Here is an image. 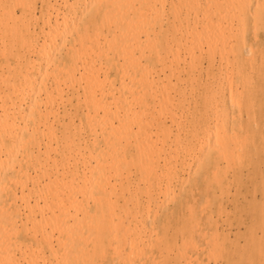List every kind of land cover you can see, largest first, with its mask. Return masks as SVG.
<instances>
[{
    "label": "bare ground",
    "instance_id": "1",
    "mask_svg": "<svg viewBox=\"0 0 264 264\" xmlns=\"http://www.w3.org/2000/svg\"><path fill=\"white\" fill-rule=\"evenodd\" d=\"M33 1L0 0V264L188 261L219 161L264 164V0Z\"/></svg>",
    "mask_w": 264,
    "mask_h": 264
},
{
    "label": "rangeland",
    "instance_id": "2",
    "mask_svg": "<svg viewBox=\"0 0 264 264\" xmlns=\"http://www.w3.org/2000/svg\"><path fill=\"white\" fill-rule=\"evenodd\" d=\"M35 1H33V2H34V4H37V5H35L36 10L35 9H33V10H34L35 15H37V17H38V23L40 26L42 23L41 22L42 21L41 20V14H40V10H41L42 6L40 8V3H41L40 0H37L36 3H35ZM56 1H57L56 2L57 5H59L60 3H62V4L64 3V5H66V3L68 1L70 2L71 0H68L66 3L63 0H56ZM58 1H59V3H58ZM62 4L59 5L60 9H65L67 5L64 7V5H62ZM15 9H16V13L18 14L19 13V6H16ZM38 23L35 24L34 27H33V24H31L30 28L33 29L36 27L35 30L39 31ZM38 31H37L38 34L36 35L38 38L37 40L41 41L42 40L41 38H43L42 31H39V32ZM39 33H41V34H39ZM25 53L31 57H33L35 54L34 52L32 53V50H26ZM69 106L70 105L67 104V107H69ZM74 119H75V121L77 120L76 115L74 116ZM258 161H259V163L258 162L256 163V169H252L250 167H247L246 164L245 165L242 164L240 166V168H238V179H236L233 175V168H232V170L231 169L228 170L229 165L225 162V160L222 161V159H221L219 161L220 166L222 168L226 169L227 175L225 173V175H226L225 180H226V182L228 181V183L226 185V188L223 191L220 190L221 192H223V195L221 194L219 189H216V195L218 197H216V195H215V198H216L215 201H212L211 203L208 204V208H207L208 211H206V213L211 212L212 217H216V218L218 217V218L217 219L213 218L214 219L213 220L211 217V220H213L212 224H211V222H210L211 220L207 221V218L204 217L205 212L200 213L202 215L199 216V218L201 217V219L200 220L198 219L199 222L197 223V225L202 224V226L200 225L201 226V228H200V226L198 225L196 230L201 229V231H200L201 234L198 235L195 231V233H193V235H192V238L195 237L194 240L197 244L194 243V240H193L194 245L191 246L192 245L191 244L188 246V243L190 244L188 238H187L188 241H186V242H188L186 244L188 246V247L186 246L187 251L191 255L190 256L191 258L190 259L188 258L189 259L188 261H191V262L186 261L187 262L186 263L183 259H181V264H185V263L186 264H190V263L195 264V259H194L195 254L199 258H203L201 261V262H203L202 264H206L204 261H207V258L208 259L211 258L209 261H207V263H209V264H215V263L219 264V262H220V264H264V258H262L264 256L263 255L264 254V201H263V197H262V191L258 187V184L261 180V177L264 174V164L262 161H260V160H258ZM225 163H226V165H225ZM243 173H244V175H243ZM229 184L231 187L229 186ZM247 184L249 187L247 186ZM227 190H229V193L227 192ZM227 193L229 195H227ZM221 195L223 198H221ZM255 197L257 198V200ZM247 199H249V200H247ZM227 201H228V203H227ZM261 202L263 203V207H262ZM225 203H227V204L225 205ZM247 204H248V206H247ZM220 205H221V207H220ZM229 208H230V210H229ZM220 209L222 211H220ZM225 210H226V212H225ZM260 210H262V212ZM234 212H235V214H234ZM225 214H226V217H225ZM233 214H234V216H233ZM238 216H239V218H238ZM241 218H243V219H241ZM251 218H252V220H251ZM261 218L263 221L261 220ZM224 221H226V222H224ZM217 222H219V223H217ZM245 222H246V224H245ZM216 223H217V225H216ZM209 224H211V226H209ZM239 224H241V226ZM223 227H224V229H223ZM213 228H214V230H213ZM216 228H217V230H216ZM261 228H262V230H261ZM205 229H206L207 233L204 232L205 233L204 234L203 231ZM209 231H210V233H209ZM213 231H214V233H216L218 231V235L215 234V237H214V235L212 233ZM228 231H229V233H228ZM233 231H235V232H233ZM202 233L205 236H203ZM242 233H244V234H242ZM259 234H261V235H259ZM208 235H209V237H208ZM211 235H213L215 242L212 241L213 237ZM200 236H203V237L201 238ZM255 239H257V240H255ZM204 240H206V241H204ZM211 242H212V245H213V243H214V245L217 244V247H215V251L213 252V255L210 254L209 250L207 251L208 246H209V248L212 247ZM221 243H222V245H221ZM202 245H203V247L204 246L205 247L202 248ZM190 246L192 249H190ZM194 246L196 247V249ZM219 247H220V250H219ZM223 247H224V250H223ZM257 247H259V248L257 249ZM245 248H248V249H245ZM202 249H203V251H202ZM197 250H198V252H197ZM217 252L219 253V255H221L223 257L222 259H221V257L218 256ZM250 252H253V253H250ZM259 252H260V254H259ZM202 253H203V257H202ZM214 253H216V254H214ZM232 254L234 255V257L232 256ZM192 257H194V258H192ZM214 258L217 260H215ZM213 260H215L214 263H213ZM261 260H262V262H261Z\"/></svg>",
    "mask_w": 264,
    "mask_h": 264
}]
</instances>
